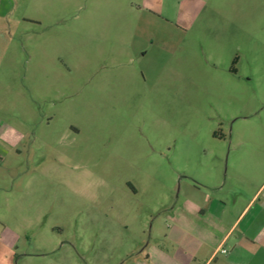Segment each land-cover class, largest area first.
I'll list each match as a JSON object with an SVG mask.
<instances>
[{
  "label": "rangeland",
  "instance_id": "obj_1",
  "mask_svg": "<svg viewBox=\"0 0 264 264\" xmlns=\"http://www.w3.org/2000/svg\"><path fill=\"white\" fill-rule=\"evenodd\" d=\"M7 1L31 22L2 96L22 135L0 143V264H120L183 174L258 152L264 0Z\"/></svg>",
  "mask_w": 264,
  "mask_h": 264
},
{
  "label": "crops",
  "instance_id": "obj_2",
  "mask_svg": "<svg viewBox=\"0 0 264 264\" xmlns=\"http://www.w3.org/2000/svg\"><path fill=\"white\" fill-rule=\"evenodd\" d=\"M7 4L0 0V143L4 141L10 152L21 139L16 129L20 118L9 121L1 115L6 111L2 96L8 91V80L20 71L23 49L12 35L28 20L25 15L15 17V7L11 12ZM32 45L33 60L39 44L33 41ZM12 111L13 117L20 116ZM241 142L231 171L213 168L183 174L177 206L167 207L161 220L163 232H152L154 241L144 249L137 247L120 264H264V135L255 138L256 153ZM4 246L11 254L18 249L13 242Z\"/></svg>",
  "mask_w": 264,
  "mask_h": 264
},
{
  "label": "trees",
  "instance_id": "obj_3",
  "mask_svg": "<svg viewBox=\"0 0 264 264\" xmlns=\"http://www.w3.org/2000/svg\"><path fill=\"white\" fill-rule=\"evenodd\" d=\"M235 64L237 63V60H235V62H234Z\"/></svg>",
  "mask_w": 264,
  "mask_h": 264
}]
</instances>
